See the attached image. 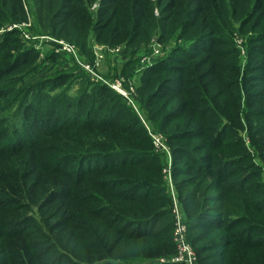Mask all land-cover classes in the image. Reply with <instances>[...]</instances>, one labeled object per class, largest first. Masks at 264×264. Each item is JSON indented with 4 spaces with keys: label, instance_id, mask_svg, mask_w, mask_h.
Instances as JSON below:
<instances>
[{
    "label": "trees",
    "instance_id": "16d2710c",
    "mask_svg": "<svg viewBox=\"0 0 264 264\" xmlns=\"http://www.w3.org/2000/svg\"><path fill=\"white\" fill-rule=\"evenodd\" d=\"M40 1L32 31L72 41L81 18L84 53L91 32L125 43V77L153 36L182 41L141 72L144 122L106 84L56 71V52L41 61L20 30L2 33L0 264H183L166 152L145 123L169 147L198 263L264 264V0H101L96 19L95 0ZM28 21L24 0H0V29Z\"/></svg>",
    "mask_w": 264,
    "mask_h": 264
},
{
    "label": "rangeland",
    "instance_id": "374dc122",
    "mask_svg": "<svg viewBox=\"0 0 264 264\" xmlns=\"http://www.w3.org/2000/svg\"><path fill=\"white\" fill-rule=\"evenodd\" d=\"M26 3V9L29 12V21L28 22H23L20 24H12L7 26L6 28H1L0 29V36L4 31L8 30H13V29H18L21 31V36L24 38V40H27L28 42H32L34 47L40 51V57L41 61L46 58V53L48 52L47 49H50L51 51L56 52L57 46L58 45L53 42V40H57L54 38H51L48 35H42L40 33H36L35 31H32L35 28V24L38 23V21L34 19L32 12H30V0H24ZM42 1V2H41ZM39 3L41 5H45L47 7L50 2V0H41ZM45 3V4H43ZM102 1L101 0H95L93 1L92 4L89 6L90 13L92 14L93 18L96 19V13L99 9V6L101 5ZM113 8V6H111ZM156 16L159 15V11L155 10L154 13ZM92 18V19H93ZM80 20V21H79ZM73 28H75L76 33L73 34L72 41H67V40H57V41H64L65 43H68L71 45L75 51L76 55H69L66 56L63 53H57V59L55 60H48V63L50 65H53L56 71L59 72H77L81 71L84 74H86L91 81L95 82H101L105 84V81L107 83H110L109 85L115 84L117 81L122 82L123 88L126 90L128 94V98L124 99L126 102L130 105L135 112L142 118V120L145 122L142 111H141V104L136 96L135 90H136V85L138 84L139 77L141 75V72L144 70L143 64H142V59L146 56H149L151 60L155 63L158 61L160 58L167 56L172 48L182 41L178 37L177 34H175L171 41L168 43H162L158 41V36L155 35L152 37L150 42L146 45H142L140 48V51L138 54H136L135 59H136V66L134 68V71L130 75V77H125L122 74V69L125 63L128 61L129 56H126L125 51H126V46L125 43H121L114 49H110L107 46H104L102 43L97 42L98 40L94 39L95 36L93 32H91L89 37H92L90 39V52L89 53H84L81 48L79 47L78 43L84 39V36L86 34L83 33V29L85 30L86 27L84 26L83 21H81V18H76L73 20ZM82 28V32L81 29ZM80 31V32H79ZM100 33V32H99ZM82 36V37H79ZM235 44L237 47H239L240 50V59L242 62L246 61L247 57V35L246 34H236L234 37ZM156 41L161 44V51L162 55L156 58L152 57V44L153 42ZM48 44V45H46ZM244 64V63H243ZM102 79V80H101ZM117 92V91H116ZM149 133L151 134V137L153 139L154 145L158 153L166 152V158L164 159V164L166 165L164 167L163 173L165 176V182L167 186V190L170 193L172 200L174 202V206H177L178 212L180 219L183 221L185 220V214L180 206V204L176 203V197L178 195V191L175 188L174 181L169 177L170 175V166L169 163L171 161L170 155L168 154L169 147L166 145L164 141V137L161 133L153 130L147 123H145ZM242 137L244 140H246V143L248 146L249 145V139L246 136L245 132L242 133ZM258 163H260L261 160H257ZM264 179V170H263V175ZM181 179V178H180ZM173 184V185H172ZM218 205V204H215ZM175 216V215H174ZM176 218H174L175 220ZM184 223V222H183ZM174 227V226H173ZM174 231V230H173ZM172 231V232H173ZM173 234V233H172ZM189 242V241H188ZM191 245V244H190Z\"/></svg>",
    "mask_w": 264,
    "mask_h": 264
},
{
    "label": "built area",
    "instance_id": "2783aa9c",
    "mask_svg": "<svg viewBox=\"0 0 264 264\" xmlns=\"http://www.w3.org/2000/svg\"><path fill=\"white\" fill-rule=\"evenodd\" d=\"M53 41L58 44L56 45L57 46L56 53H63L66 56L76 55L75 49L68 43L57 40H53ZM161 55H162L161 44L154 41L152 44V57L156 58L158 56L160 57ZM153 63H154L153 60H151L149 56H146L142 59L143 68L150 66ZM105 84L110 88H112L113 90L117 91L119 94L125 96V98H128L129 93H127L126 90L123 88L121 81H117L115 84L112 85H109L110 83H107L105 81ZM131 104L132 106L134 105L133 103ZM173 212L176 218L173 239L177 247V256L173 259V261L183 264H199L197 261L196 254L187 240V227L180 219L177 206H174Z\"/></svg>",
    "mask_w": 264,
    "mask_h": 264
}]
</instances>
